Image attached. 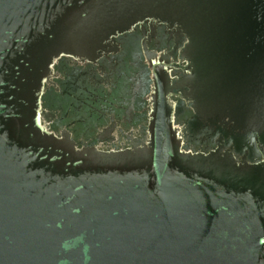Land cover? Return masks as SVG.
<instances>
[{"label":"water","instance_id":"water-1","mask_svg":"<svg viewBox=\"0 0 264 264\" xmlns=\"http://www.w3.org/2000/svg\"><path fill=\"white\" fill-rule=\"evenodd\" d=\"M0 264H264V0H0Z\"/></svg>","mask_w":264,"mask_h":264},{"label":"flooded vegetation","instance_id":"flooded-vegetation-1","mask_svg":"<svg viewBox=\"0 0 264 264\" xmlns=\"http://www.w3.org/2000/svg\"><path fill=\"white\" fill-rule=\"evenodd\" d=\"M116 91H115V89L113 88L110 92H107V94L105 95V96H103V98L104 99H107V100H105V102L107 103V104H109V105H114L116 102H117V99H116V93H115ZM91 100V101H90ZM86 101H88V102H85L87 105H97L96 103H95V101L94 100H92L91 98H87V100ZM89 111H91V110H89ZM99 116V115H98ZM92 118V117H91ZM93 119V118H92Z\"/></svg>","mask_w":264,"mask_h":264}]
</instances>
